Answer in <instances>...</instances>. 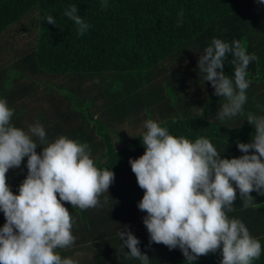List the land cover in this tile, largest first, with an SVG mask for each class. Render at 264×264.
Segmentation results:
<instances>
[{
	"label": "trees",
	"instance_id": "trees-1",
	"mask_svg": "<svg viewBox=\"0 0 264 264\" xmlns=\"http://www.w3.org/2000/svg\"><path fill=\"white\" fill-rule=\"evenodd\" d=\"M0 0V99L14 110L12 123L27 130L39 122L49 142L61 135L87 143L91 158L115 179L100 207L71 213L75 243L59 249L77 264H141L125 258L117 231L124 226L139 239L149 264H185L180 250L149 244L137 208L143 196L129 159L143 155V122L153 119L170 134L203 136L223 158L242 155L236 142L250 141L249 112L264 114V4L257 0ZM75 5L90 25L83 34L64 12ZM183 13L180 16V13ZM52 16L55 25L44 19ZM213 38L240 40L255 54L247 69L250 86L243 113L221 122L225 101L213 95L196 65ZM228 54L224 72L233 76ZM199 108H204L203 116ZM243 117V118H242ZM225 149V150H224ZM37 153L41 148L36 149ZM27 158L10 169L14 194L26 177ZM109 195V196H108ZM244 208L237 194L230 218L240 219L261 243L264 264V196L250 194ZM107 198V203H105ZM0 212V227L4 224ZM219 251L192 264H219Z\"/></svg>",
	"mask_w": 264,
	"mask_h": 264
},
{
	"label": "clouds",
	"instance_id": "clouds-1",
	"mask_svg": "<svg viewBox=\"0 0 264 264\" xmlns=\"http://www.w3.org/2000/svg\"><path fill=\"white\" fill-rule=\"evenodd\" d=\"M257 2L264 4V0ZM101 7L107 8V0H102ZM64 15L80 35L90 27L75 5ZM44 20L56 23L52 16ZM228 54L234 69L231 77L223 70ZM255 60L256 55L248 54L240 40L228 43L218 38L199 55L198 72L214 89L213 95L225 101L215 114L219 121L243 113L251 83L247 69ZM199 111L203 116L204 108ZM13 115L7 101L0 99V212L5 221L0 227V264H77L58 251L76 240L74 220L64 204L80 210L102 206L100 197L108 194L115 173L95 165L87 143L64 135L49 142L39 122L25 131L14 126ZM245 121L253 132L249 142H236L242 153L236 158H223L203 136L191 140L170 134L153 119L143 122L144 153L128 163L143 190L137 208L146 213L142 223L149 244L178 248L185 264L217 251L219 264H254L261 257L260 241L240 219L229 217L237 194L244 208L254 203L252 192L264 196V114L249 112ZM25 158L27 174L14 194L6 174L20 168ZM117 238L121 251L128 249L125 258L149 264L128 226L119 227Z\"/></svg>",
	"mask_w": 264,
	"mask_h": 264
},
{
	"label": "crops",
	"instance_id": "crops-1",
	"mask_svg": "<svg viewBox=\"0 0 264 264\" xmlns=\"http://www.w3.org/2000/svg\"><path fill=\"white\" fill-rule=\"evenodd\" d=\"M243 118V117H242Z\"/></svg>",
	"mask_w": 264,
	"mask_h": 264
}]
</instances>
